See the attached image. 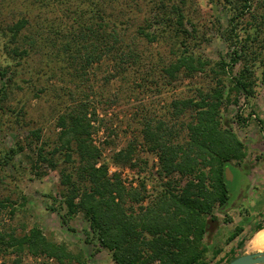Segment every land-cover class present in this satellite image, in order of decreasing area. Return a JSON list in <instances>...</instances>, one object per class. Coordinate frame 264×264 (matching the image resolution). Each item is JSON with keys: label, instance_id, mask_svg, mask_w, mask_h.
Instances as JSON below:
<instances>
[{"label": "rangeland", "instance_id": "374dc122", "mask_svg": "<svg viewBox=\"0 0 264 264\" xmlns=\"http://www.w3.org/2000/svg\"><path fill=\"white\" fill-rule=\"evenodd\" d=\"M263 1L253 0L252 11L257 17L264 14V9L256 6ZM161 3L169 7L167 13L172 5L183 8L193 24L187 27L194 36L192 47L210 64L206 71L192 79L181 78L170 83L161 71L160 64L165 71L176 60L182 40L170 38L165 23L148 26L146 20L154 17ZM238 4V0H232L231 5L223 0H0V68L8 66L11 72L8 77L14 80L10 94L0 103V203L4 205L0 213V232L22 236L37 227L49 241L65 244L72 254L81 256L85 264H117L112 253L102 247L92 233L84 214L63 222L61 216L67 212L61 196L64 154L49 156L57 164L52 167L39 160L40 149L49 155L59 143V118L80 105H88V118L93 127L91 138L101 150L102 161L108 164L110 174H120L129 189L139 188L142 180L146 182L143 194L147 198L143 206H151L163 187L159 158L149 148L145 126L162 122L173 132L171 144L188 141L186 125L191 121L194 108L179 117L174 104L198 100L199 92L207 94L220 88L217 87L219 79L225 76L216 72L221 59L229 62L231 58L226 30L230 27L232 10ZM97 14L103 18L107 33L113 32V27L118 29L117 34L123 32L126 43L134 41L142 58L138 67L120 75L125 79H112L116 70L109 55L84 71L78 69L86 50L74 33L97 24ZM22 20L29 24L12 41L10 28ZM140 26L164 35L151 44L138 37ZM239 26L242 38L254 33L247 21ZM260 39L264 41V26ZM14 50L28 53L16 56L12 54ZM243 67L238 64L234 73H239ZM255 73L256 95L248 99L239 94V105L235 106L232 99V103H225L221 113L224 127L232 129L245 145L246 157L238 164L234 162L236 173L235 177L231 176L235 182L231 185L229 205L225 212L215 209L213 216L217 223L210 227L202 241V260L208 264H227L243 255L264 252V249L251 247V241L259 232L257 226L264 224L263 69L256 65ZM225 78L228 82L229 76ZM5 82L7 79L1 80L0 76V89ZM238 114L248 118L246 125L238 124ZM128 145L137 148L133 166H118L114 156ZM20 147L22 151L18 150ZM13 149L18 154L5 163L6 154ZM76 168L65 167L75 177ZM186 181H182V186ZM133 208L139 211L137 205ZM239 228L243 232L229 241ZM11 251L0 254V264L16 258ZM23 262L59 264L53 258L27 254L23 255Z\"/></svg>", "mask_w": 264, "mask_h": 264}, {"label": "trees", "instance_id": "16d2710c", "mask_svg": "<svg viewBox=\"0 0 264 264\" xmlns=\"http://www.w3.org/2000/svg\"><path fill=\"white\" fill-rule=\"evenodd\" d=\"M234 6L226 30L227 42L232 48L230 61L221 59L216 75L229 76L219 79L214 92L204 94L199 92V99H189L175 102L176 115L192 111L191 121L187 123L188 141L173 145L170 139L171 129L164 123L146 124L145 137L149 148L156 152L159 158L163 190L157 195L151 206H143L147 196L146 182L141 181L139 188L129 189L120 174H110L109 166L102 161V153L92 140V120L88 118V105H80L70 113L62 115L58 120L61 129L58 145L49 155L41 148L39 160L56 167L51 157L63 155V164L76 168V177L61 169L63 192L62 205L66 213L61 216L68 223L75 215L84 214L90 224L91 231L97 237L100 245L112 253L117 264H208L203 261L202 241L211 226L216 225L213 216L215 209L225 212L230 201L232 182H235V164L246 157L245 145L236 133L223 125L222 109L225 103L239 105L237 96L244 94L248 99L256 95L257 77L256 65L263 69L262 83L264 86V41L260 34L264 26V14L257 17L253 13V0H238ZM231 5L232 0H223ZM158 12L152 19L146 20L149 27L153 23H165L164 28L170 38L182 39L177 50V58L164 71L170 83L182 79H192L197 74L206 71L209 62L202 60L192 47L193 33L187 28L193 26L186 18L183 8L172 5L168 11L167 5L159 4ZM257 8L264 9V1L257 3ZM99 13L102 11H98ZM97 14V24L81 29L76 37L86 54L82 58L79 70L84 71L94 62L109 55L115 62L116 73L112 79H121L129 68L138 67L142 58L138 54L135 42L126 43V36L117 34L113 27L111 33L105 31L103 18ZM247 21L254 28V33L240 35V23ZM29 22L22 20L14 27L12 41L16 40ZM257 25V27H256ZM119 28V27H118ZM121 29V28H119ZM147 26H140L138 37L147 42L157 43L164 34L148 31ZM56 36L59 32L55 33ZM107 43L104 45V43ZM31 45H35L32 42ZM65 50H67L65 48ZM23 53V54H22ZM12 51V54L26 55L23 50ZM21 55V56H22ZM244 67L239 73H234L238 64ZM9 67L0 68L1 80L7 79L0 89V103L10 94L13 78ZM227 91H226V90ZM238 124L246 125L248 118L237 115ZM39 137V134H37ZM23 148H19L22 151ZM137 148L133 145L123 148L114 156L118 166H133ZM18 154L17 150H9L5 163H9ZM51 156V157H49ZM230 170L232 180L227 171ZM187 180L182 186V181ZM130 203H133L129 205ZM134 204L139 211L135 210ZM3 204L0 203V213ZM209 216L211 217L208 220ZM257 231L264 229V224L257 226ZM243 229L239 228L229 241L235 240ZM12 250L16 256L10 263L24 264L23 255L43 256L48 260L53 258L59 264H85L81 256L72 254L65 244L49 241L43 232L35 227L22 236L0 232V254ZM47 264V263H43Z\"/></svg>", "mask_w": 264, "mask_h": 264}, {"label": "water", "instance_id": "95a60500", "mask_svg": "<svg viewBox=\"0 0 264 264\" xmlns=\"http://www.w3.org/2000/svg\"><path fill=\"white\" fill-rule=\"evenodd\" d=\"M227 175L229 179L232 180L230 170L227 171ZM227 264H264V252L243 255L232 260Z\"/></svg>", "mask_w": 264, "mask_h": 264}, {"label": "bare ground", "instance_id": "6f19581e", "mask_svg": "<svg viewBox=\"0 0 264 264\" xmlns=\"http://www.w3.org/2000/svg\"><path fill=\"white\" fill-rule=\"evenodd\" d=\"M251 247L253 250L264 249V229L256 233L251 241Z\"/></svg>", "mask_w": 264, "mask_h": 264}]
</instances>
